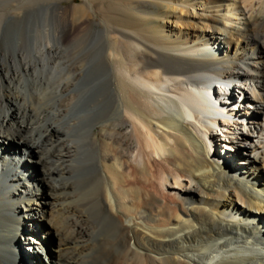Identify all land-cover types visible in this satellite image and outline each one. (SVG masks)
<instances>
[{
	"label": "bare ground",
	"instance_id": "1",
	"mask_svg": "<svg viewBox=\"0 0 264 264\" xmlns=\"http://www.w3.org/2000/svg\"><path fill=\"white\" fill-rule=\"evenodd\" d=\"M43 1L0 6V264H264V0Z\"/></svg>",
	"mask_w": 264,
	"mask_h": 264
},
{
	"label": "rangeland",
	"instance_id": "2",
	"mask_svg": "<svg viewBox=\"0 0 264 264\" xmlns=\"http://www.w3.org/2000/svg\"><path fill=\"white\" fill-rule=\"evenodd\" d=\"M22 1V2H21ZM33 1H35V2H33ZM47 0H45V1H43V2H46ZM48 1H52V0H48ZM62 4H68V3H70V0H59ZM78 1H81V0H78ZM4 2H6V3H4ZM9 2V3H8ZM19 2V3H18ZM32 2V3H31ZM41 2H42V0H41ZM40 2V0H37V3H36V0H29V2L27 1V0H17V3H18V5H16L15 6V4H17L16 3V0H0V6L2 5V8H3V10H5L4 12L6 13V14H8V12H10L9 10H11V7H12V10L14 9V8H17V6L18 7H21V6H25L26 4V6H28V5H32L33 4V7H34V11L31 13V14H29V16H27V19H26V23L27 22H30V21H32L40 12H41V4H39V3H41ZM20 3H22V5L20 4ZM34 3H35V5H34ZM5 4V5H4ZM20 4V5H19ZM37 4H39V5H37ZM7 5V6H6ZM13 5V6H12ZM37 5V7L35 8V6ZM9 6H11L10 8H9ZM7 7V8H6ZM7 9V10H6ZM9 9V10H8ZM37 11V12H36ZM32 19V20H31ZM3 21L4 22H2V28L3 29H5V31H6V35H5V37H4V39L8 42V43H10V45H13L15 42H16V40L18 39V36H17V34H15V30L14 29H18L17 27L16 28H13L14 27V25H15V22H14V20L13 19H11V18H8V17H5L4 19H3ZM13 22V23H12ZM12 34V35H11ZM17 36V37H16ZM8 39V40H7ZM13 39V40H12ZM9 40H11V41H9ZM27 77V78H26ZM25 78H24V81H25V84L26 85H28L29 84V77L28 76H26ZM7 81V80H6ZM5 88V81L4 82H2V81H0V90H3ZM8 102V103H7ZM5 104H10V105H8V106H12V102H10V101H6L5 102ZM81 104H77V106L76 107H78V108H75V106H74V108L72 109V111H71V113H72V115H70V119H76V117H78V114L81 112V111H83V106H80ZM78 113V114H77ZM76 114V115H75ZM75 115V116H74ZM51 118H49V117H47V120H50ZM87 122V121H86ZM85 125H86V123H84ZM60 127H62V122L60 123ZM43 129H44V127H43ZM95 131V130H94ZM74 132V133H73ZM72 134V138H74V139H76L77 140V137L79 138L80 136H79V134H81V132L79 133V130L77 131V129H75L74 131H72L71 132ZM79 133V134H78ZM75 135H77L76 137H75ZM36 137V138H35ZM34 138H35V140H39V144H40V142H41V147H42V150H43V152H47L48 151V149L51 147V145H56L57 144V142H55L54 144H51L50 143V141H47V140H44V138H40V134L38 133L36 136H35ZM42 140V141H41ZM93 142H95V143H93ZM93 142H91V140H88V142H87V144L88 145H90V146H88V147H86V149H85V151H84V158L87 160L88 159V161H91V162H95L96 160H97V157L96 156H98V154H99V151L101 150L100 148H101V144L99 143V141L98 140H96V139H94V141ZM98 142V143H97ZM97 143V144H96ZM95 144V145H94ZM44 145H45V147H44ZM94 146V147H93ZM56 149H58V148H56ZM99 149V150H98ZM220 149V148H219ZM24 152V151H23ZM98 152V153H97ZM97 153V154H96ZM50 160H51V164L49 163L50 162ZM47 162H48V166H47V168L48 167H50V166H52V165H54V164H57V162H55V160H53V159H47ZM50 165V166H49ZM95 165H93V166H90V167H87V169L86 168H84L83 169V171L81 172V174H80V179H81V181H83L82 182V184H80V186L78 187V192H80V194L82 195V196H80V199H79V202H78V204L80 205V209H82V211L84 212V214L87 216V219L89 220V222H92L94 219L96 220H94V222L96 223V224H98L97 226H100V224H101V221H102V219H101V217H100V215H101V211H100V207H99V205H101L100 203H101V201H102V198H103V195H104V187H103V182L101 181V179L100 178H98L99 177V171L97 170V168H96V166L94 167ZM86 169V170H85ZM90 169V170H89ZM95 170V171H94ZM90 172V173H89ZM92 174H93V176H92ZM83 175V176H82ZM88 175V176H87ZM98 175V176H97ZM89 177V178H88ZM240 177H241V175L240 174H238L237 175V178H239L240 179ZM94 179H95V181H94ZM96 179H97V181H96ZM53 180H56V181H58L59 180V178L57 179H53ZM100 180V181H99ZM88 182H89V184H88ZM92 182V183H91ZM98 184V185H96V183ZM100 183V184H99ZM82 185V186H81ZM100 185V186H99ZM98 188V189H97ZM103 188V189H102ZM98 190V191H96V190ZM102 189V190H101ZM84 190V191H83ZM94 190V191H93ZM86 191H88V192H86ZM93 192V193H92ZM100 192V193H99ZM86 193V194H85ZM100 194V195H99ZM99 195V196H98ZM86 196H87V198H86ZM91 196V197H90ZM98 196V197H97ZM82 197V198H81ZM85 197V198H84ZM97 199L96 201H95V199L93 200V201H95V202H97L98 201V203L96 204L95 202H93L91 199ZM84 199V200H83ZM85 199H87V200H85ZM85 202V203H84ZM91 202V203H90ZM82 203V204H81ZM84 203V204H83ZM88 203V204H87ZM93 203H94V205H93ZM96 204V205H95ZM85 205H87V206H85ZM83 207V208H82ZM88 207V208H87ZM92 209H91V208ZM96 207V208H95ZM99 207V208H98ZM95 208V209H94ZM97 209V211H95ZM84 210H86V211H84ZM92 212H91V211ZM90 211V212H89ZM100 211V212H99ZM97 213V214H96ZM94 214H95V216H94ZM91 217V218H90ZM95 217V218H94ZM100 217V218H99ZM94 218V219H93ZM93 219V220H92ZM100 222V223H99ZM25 248H29V246H26L25 245ZM43 259H44V257H42ZM26 264V259H25V262H24V260H23V264Z\"/></svg>",
	"mask_w": 264,
	"mask_h": 264
}]
</instances>
